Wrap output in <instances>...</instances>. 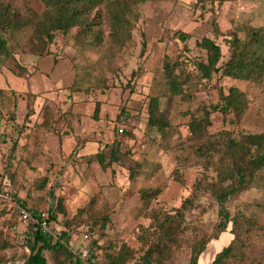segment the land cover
Instances as JSON below:
<instances>
[{
    "label": "rangeland",
    "instance_id": "obj_1",
    "mask_svg": "<svg viewBox=\"0 0 264 264\" xmlns=\"http://www.w3.org/2000/svg\"><path fill=\"white\" fill-rule=\"evenodd\" d=\"M0 1L32 17L27 27L2 30L11 53L0 55V111L3 115L0 133L4 134L0 138V188L5 196L0 198V229L12 233L15 247L7 254L17 257L8 264L23 263L32 234L31 226L20 219V201L31 211L52 208L58 227H72L73 248L83 256L96 240L99 247L95 251L96 264H106L109 245L114 249L123 243L137 251L136 259L130 264H139V257L148 247L142 245V238L153 230L150 212L163 209L173 214L193 194L198 181L208 184L217 179L214 167L217 155H203L200 147L207 149L213 142L220 144V133L224 130L235 137L264 132V78L254 83L215 75L211 81L186 85L189 97L185 99L171 96L167 91L165 57L186 63L204 58L205 52L196 43L206 36L222 46L221 63H224L230 55L224 41L233 31L244 38L249 26L264 29V0H210L205 7L207 10L199 0L148 1L135 8L132 39L125 46L111 42L103 8V22L99 26L103 41L99 46L88 47L74 40L75 28L68 33H57L49 45L38 39L35 33L45 11L41 0ZM214 20L219 25V33L212 25ZM176 32L188 36L187 44ZM50 49L63 60L60 64L63 70L70 64L74 69L68 73L70 87L64 90L65 83L60 81L55 86L57 96L51 97L44 91L47 86L36 75L39 57L47 55ZM21 67L27 68L28 73L21 74ZM42 74L48 78L39 76L40 79L48 83L55 79L53 74ZM231 86H238L249 99V108L242 120L234 123L228 114L213 111L208 131L200 137L193 136L189 127L191 118L202 117L204 107L218 104L221 90L227 92ZM71 92L84 93L83 100L90 95L101 98L106 100L108 109L115 104L118 115L122 109L129 115L125 120L119 115L113 121L116 128L124 125L126 133L117 141L118 161L106 168L98 161L84 160L80 156L99 150L111 154L112 146L103 141L89 142L78 153L80 159L68 167L63 155V142L68 136L59 131L46 133L42 128L32 136L25 155L27 146L20 143L18 136L29 138L26 133L29 129L32 135L35 126L27 125L31 121L25 120L28 111L33 115L32 120L37 113L45 111L44 129L59 124V130H63L64 121L61 118L56 122L52 110L60 107L63 110L60 115L70 117L66 112L71 108L68 101ZM153 96L160 98V108L170 118L171 124L164 135L148 126V105ZM15 140L18 145L12 153ZM45 176L49 181L41 190L36 183ZM155 188L160 189L156 197L142 198V189ZM196 199L186 215L188 229L168 264H190L191 246L196 237H210L199 264H211L216 254L234 239L231 224L226 232L218 231L220 206L209 190L202 188ZM225 205L232 217L244 215L254 223L251 231L243 232L237 240L243 258H232L226 264H264V170L250 188L231 197ZM106 216L108 220L103 224L102 218ZM87 230L92 231L90 239L84 240ZM216 235L218 239L214 238ZM216 243L220 246L216 247ZM45 255L49 264H56L51 252L46 251ZM83 259V264H93Z\"/></svg>",
    "mask_w": 264,
    "mask_h": 264
},
{
    "label": "trees",
    "instance_id": "obj_2",
    "mask_svg": "<svg viewBox=\"0 0 264 264\" xmlns=\"http://www.w3.org/2000/svg\"><path fill=\"white\" fill-rule=\"evenodd\" d=\"M41 1L45 5V11L42 15V23L35 33L38 39L45 40L44 43L49 45L55 40L57 33H68L75 28L74 40L80 42L83 47H88L99 46L103 41L99 29L103 22V8L106 12L105 19L109 25L111 42L118 46H125L132 39L134 28L132 17L137 6L148 1L175 0ZM208 1L210 0H199L198 3L206 9ZM31 22L32 17L30 15H23L18 10L13 9L10 3L0 1V55L7 56L11 53L8 40L3 36L2 30L21 29L30 25ZM212 25L215 31L219 33L220 28L216 20L213 21ZM175 34L183 43L187 44L188 36L185 33L176 32ZM224 42L228 45L230 51V55L224 63H221L223 58L222 46L215 39L206 36L196 43L197 47L205 52L204 58H196L186 63L183 60L166 56L163 69L168 93L171 96H181L186 99L189 97L185 91L186 85L190 87L197 82L211 81L215 75L254 83L261 82L264 78V29L249 26L246 29L244 38L233 31L230 38L225 39ZM144 45H146V42ZM48 52L47 55H53L55 64L58 63L59 59L56 52L52 49ZM188 66L192 67V70H189ZM25 73H28V69L21 67V74ZM248 108L249 99L238 86H231L227 92L221 90L218 104L205 106L202 117L191 118L189 122L190 132L195 137H200L201 134L207 132L209 126L212 125L211 114L213 111H222L231 116L232 122L239 123ZM98 110L97 105L95 117ZM148 112V126L164 135L171 122L168 115L160 108V98L158 96L150 98ZM30 115L31 113L28 112L25 120L29 119ZM119 115H122V120L129 116L124 109ZM2 116L0 111V127ZM116 132L121 136L126 133L125 130L122 134L119 133L118 128H116ZM3 135L0 133V138ZM18 138L21 139L20 135ZM117 141L115 140L112 144L111 154H106L102 150L90 155L89 158L98 161L104 168L110 163L118 161ZM17 145L18 140H15L12 153ZM200 150L203 155H217L218 161L214 163L217 179L208 184L198 181L194 185L193 194L186 198L173 214L163 209H155L150 212L153 230L142 238V245H148V247L144 249V253L139 257V264L169 263L174 251L181 245L182 236L188 229V225L185 224L187 212L195 205L198 192L202 188L209 190L220 206L221 222L217 225L218 231L220 233L226 232L228 225L231 224L232 229L230 232L234 235V239L216 254L211 264H226L232 258H243V250L238 247L237 240L243 232L251 231V226L254 223L244 215L232 217L225 204L231 197L250 188L259 177L260 172L264 170V132L242 133L235 137L230 131L224 130L220 133V144L219 142H213L207 146V149L200 147ZM179 180L182 181L180 178ZM48 181V177L45 176L39 179L36 185L43 190ZM159 193V188L142 189L140 191L143 199L156 197ZM4 197L0 188V198ZM20 203L21 206L19 207L25 208V203L23 201H20ZM29 211L33 215L39 213L38 209ZM50 216L54 221L55 214L52 208L50 209ZM102 219L103 224H106L108 217ZM69 229L72 230V227H69ZM90 232L92 231L87 230L86 234L91 235ZM11 234L0 229V264H8L17 259L16 256L7 254L8 250L15 247ZM214 238L218 239L219 237L216 235ZM209 241L210 237L206 235L196 237L191 246L190 264H199V258L207 249ZM73 247L68 242L54 241L40 231L32 230V234L27 241L28 252L23 255L22 264H49L45 255L46 251L52 253L56 264H83V257L90 263L96 264L95 251L99 248L96 240L92 242V249L87 251L85 256ZM107 254L106 264H130L136 259L137 251L128 244L123 243L114 249L109 245Z\"/></svg>",
    "mask_w": 264,
    "mask_h": 264
},
{
    "label": "crops",
    "instance_id": "obj_3",
    "mask_svg": "<svg viewBox=\"0 0 264 264\" xmlns=\"http://www.w3.org/2000/svg\"><path fill=\"white\" fill-rule=\"evenodd\" d=\"M49 61H46L48 60ZM59 59V58H58ZM63 60L58 61V63L55 64L54 62V57L53 55H47L44 57H39V61L37 63V69H36V75L39 78V81L41 80L43 84H45V86H47V88L44 90L47 93L49 92L50 97L51 96H57V92L55 91V86H58V83L63 82L65 83L64 85V90L68 87H70V83H67L68 81L70 82L69 78H68V73L72 72L73 69V65L70 64L69 66L67 65L64 70L62 69V66L60 65L61 62ZM45 62V65H44ZM49 62V63H48ZM47 64V65H46ZM48 73V74H53L55 77V79H51L50 82L48 83L45 79H40L39 76H45L42 73ZM46 78H48V76H45ZM56 83V84H55ZM63 90V92H65ZM64 94V93H62ZM84 93L81 92H75L73 94V92H71L68 95V98L71 102V108L67 110V114H70V117L67 118V116L65 118H63L60 115V112L63 114V110H60V107L57 108H53L52 110V114H53V119L58 122L59 120L64 121V124L62 126L63 130H59L58 125L56 124L54 127L44 129V123H45V111H43L42 114L37 113V116L34 120H32V114L29 116V120L31 119V121H28L27 125L34 127V129H32V135H29V130H27V137L26 138L27 142H24V137H22L20 139V143L22 145H26V149H25V155H26V151L29 148V145L31 143V138L32 136H35V133H37V130H39L40 128H42L43 130H46V133H48L49 131L56 133L59 131V133L64 134L65 136L67 135L68 137L64 139V147H65V151L63 152V155H65L66 159V166L69 165L68 167L71 166L72 163H74V161L79 160L80 157H84L85 158H89L90 155L98 153L102 150H99L98 152H91L87 155H83L78 157V153L80 152V150L82 148L85 147V145H87V143L89 142H100L103 141L106 145L108 146H112V144L115 142V140H119V138H121V135H118L116 132V126H115V120L118 119V110L114 104V107H112V109H108L110 108L106 102V100H102L101 98H97L96 97H92V95H87L89 96V98H84V100L82 99ZM64 96V95H63ZM95 96V95H94ZM83 100V101H82ZM64 100H62L63 102ZM98 105V113L97 116L95 117V109ZM29 112V111H28ZM65 113V112H64ZM28 114V113H27ZM26 114V116H27ZM66 114V115H67ZM25 116V118H26ZM70 119V123H68V120ZM68 126V127H67ZM67 127V128H65ZM29 140V141H28ZM62 144V143H61ZM61 147H63L61 145ZM63 151V150H62ZM216 247H219L220 244L216 243L215 244Z\"/></svg>",
    "mask_w": 264,
    "mask_h": 264
},
{
    "label": "built area",
    "instance_id": "obj_4",
    "mask_svg": "<svg viewBox=\"0 0 264 264\" xmlns=\"http://www.w3.org/2000/svg\"><path fill=\"white\" fill-rule=\"evenodd\" d=\"M125 130V126L121 125L118 128L119 133H123ZM50 209L47 211H41L37 215H33L28 209L19 207L20 219L28 223L31 226L32 230L40 231L41 233L47 235L52 238L54 241L62 240L63 242H68L74 246L73 238L75 237V233L70 229H63L56 225V223L51 219ZM84 240H89L90 235L84 234Z\"/></svg>",
    "mask_w": 264,
    "mask_h": 264
}]
</instances>
